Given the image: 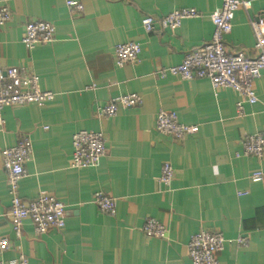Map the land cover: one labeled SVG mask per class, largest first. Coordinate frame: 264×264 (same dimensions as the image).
<instances>
[{
    "label": "crops",
    "instance_id": "crops-1",
    "mask_svg": "<svg viewBox=\"0 0 264 264\" xmlns=\"http://www.w3.org/2000/svg\"><path fill=\"white\" fill-rule=\"evenodd\" d=\"M78 2L81 11L66 5ZM250 9L235 12L224 37L229 52L254 57L250 22L264 19V0H248ZM12 19L0 27V65L22 67L50 91L48 103L2 111L0 151L27 138L31 156L18 183L28 202L51 194L65 206V227L37 235L22 222L18 238L8 215L11 200L0 157V238L11 243L3 255H19L30 264H191L189 237L200 231L220 232L227 243L218 264H264V184L250 175L264 172L262 158L244 156L242 139L264 136V74L254 82L258 101L243 104L232 89H213L207 80L184 81L164 73L185 54L207 43L211 15L221 0H0ZM193 9L199 17L184 19L179 28L146 33L144 16L155 20L171 11ZM42 21L54 26V41L26 49L24 25ZM133 42L141 47L137 62L116 65L114 47ZM138 95L142 103L119 106L113 117H99L97 108L112 99ZM177 113L179 122L198 132L176 140L156 130L160 111ZM78 131L105 136V155L94 169L70 167L71 138ZM169 163L174 178L159 181ZM101 192L115 200L114 216L92 202ZM146 219L167 230L164 240L145 237ZM245 237L247 246L236 239Z\"/></svg>",
    "mask_w": 264,
    "mask_h": 264
},
{
    "label": "built area",
    "instance_id": "built-area-1",
    "mask_svg": "<svg viewBox=\"0 0 264 264\" xmlns=\"http://www.w3.org/2000/svg\"><path fill=\"white\" fill-rule=\"evenodd\" d=\"M66 5L81 11L82 6L75 1H67ZM248 0H221V7L211 15L213 32L210 40L188 51L182 62L169 67L164 73L178 77L184 81L207 80L213 89H232L240 96L236 104L238 115L243 114V104L253 105L258 98L253 84L264 74V19L250 22L254 38L255 56L243 53L229 52L224 44V37L232 30L234 14L239 9L249 10ZM199 17L193 9L182 8L171 11L155 20L144 16L141 26L146 33L155 30V23L160 29H177L184 19ZM12 19L11 11L6 6H0V27ZM54 26L47 22L31 21L24 25L21 43L26 49L54 41ZM116 65L122 67L137 62L141 47L137 43H119L114 47ZM54 99L50 91L41 90L39 78L22 67L0 65V127L4 124L2 111L6 108L19 107L28 104L42 105ZM142 103L136 94H127L112 99L102 107H98L99 117H113L119 106L131 108ZM155 128L164 135L176 140L194 135L198 127L179 122L176 112L160 110L156 115ZM244 156L262 158L264 155V136L260 133L247 135L241 142ZM70 167L75 170L94 169L99 166L105 155V136L99 132L78 131L71 138ZM32 151L31 141L24 138L12 147L0 151L2 166L6 173L7 186L11 200L9 217L16 237L22 234V222L28 219L37 235L50 230H62L65 227V206L51 194H41L37 198L25 202L18 195V183L24 176V167ZM174 178V170L169 163L161 166L159 181L169 186ZM253 183L264 184V172L257 170L250 175ZM92 202L99 211L108 216L116 213L115 200L101 192L92 196ZM142 232L145 237L164 240L167 237L166 228L155 219H146ZM247 239L239 237L236 243L240 247L247 246ZM227 241L220 232L200 231L189 237L187 252L191 264H218L219 255ZM11 249V243L6 238H0V264H30L29 259L19 255L15 261H5L3 255Z\"/></svg>",
    "mask_w": 264,
    "mask_h": 264
}]
</instances>
